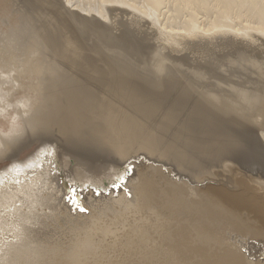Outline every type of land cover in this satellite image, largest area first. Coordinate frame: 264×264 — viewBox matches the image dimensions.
Instances as JSON below:
<instances>
[{
	"label": "bare ground",
	"instance_id": "1",
	"mask_svg": "<svg viewBox=\"0 0 264 264\" xmlns=\"http://www.w3.org/2000/svg\"><path fill=\"white\" fill-rule=\"evenodd\" d=\"M162 1L0 0V264H264V0H166L175 67Z\"/></svg>",
	"mask_w": 264,
	"mask_h": 264
},
{
	"label": "rangeland",
	"instance_id": "2",
	"mask_svg": "<svg viewBox=\"0 0 264 264\" xmlns=\"http://www.w3.org/2000/svg\"><path fill=\"white\" fill-rule=\"evenodd\" d=\"M24 1H25V0H22V2H23L24 5H27L26 3H28V5H27L28 7H29L30 5H31V6L35 5L36 7H35V6H34V7H31V6H30V7L33 8V9H37V8H38L40 11H42V14H43V11H44V12H46V11L50 12V11H52L51 9H49V8H51V7H48V6H50V5H47V4H50L49 2H50V1L52 2V1H54V0H46L47 2H45V1H41V0H38V4H37V2H35L36 0H26V1H27L26 3H25ZM30 1L35 2V3H32V2H30ZM75 1H76V2H79V3L81 2V4H82L84 7H86V6H87L86 3H87L89 0H88V1H87V0H75ZM167 1H168V0H167ZM170 1H171V0H169L168 3H169ZM40 2H41V3H40ZM43 2H45L46 5H43V4H44ZM162 2H163V1H162ZM162 2H161V4H160V6L158 7L159 9H157V12H155V15L158 16V15L160 14V15L158 16V17H160L158 20L162 21L163 24H166V23H167V22H166V21H167V20H166V17H167L170 13L173 14V12H174L173 10H175V9L172 8V7H173L172 4L170 5V3H172V1H171V2L169 3V5H170L169 7L171 8V10L169 11L170 13L167 14V11L169 10V7L167 6L168 4H167L166 0H165L163 3H162ZM31 3H32L33 5H32ZM42 3H43V4H42ZM83 3H85V4H83ZM36 4H37V5H36ZM39 5H40L41 7H40ZM164 5H165V7L167 6L166 8H168V10L165 9V7H161V6H164ZM38 6H39V7H38ZM43 6H45V7H43ZM30 7H29V8H30ZM46 9H47V10H46ZM160 9H161V10H160ZM158 11H159V12L161 11V12L159 13ZM163 11H166V12H164V13L162 14ZM171 11H172V12H171ZM184 12H186V11H184ZM153 13H154V12H153ZM165 13H166L167 15H166ZM178 13H179V14H177V13L175 12L174 15H173V16L176 18V20L174 19V17L172 18V15L169 16L168 21H169L170 23H167V24H169V27H168V28H167V26H168L167 24H166L167 26L165 27V25L163 26V24H161V22L158 21V22H159L158 25L160 24V25H161V26L159 25L160 27L163 26L162 28H160V32H162V31H163V33H164V32H167L166 34H169V32H170V33H174V34H175V35H174V34H170V35H174V36L179 35V36H180V35L182 34L181 32L185 31V33H186L187 26H188V25H186V24H189V23H190L189 25H190L191 27L194 26V27H193V29H194V31H195L194 33H196V34H202V33L207 34V30H208V32H211V30H212V23H210V22L213 21V20H212V14H211V15H210V14H207V15H210V17H211V19H209V17H207V19L210 20V21H208V20L205 19L206 15H205L204 12L198 14L199 17H201V18H203V19L206 20V23H205V20H203V19L201 20V18H199V17H198V19H196V18H197V16H196L195 19H196L197 21H200V23L198 22L199 24L197 23V24L195 25L193 21H192L193 23L191 22L190 18L188 19L189 21L187 20L188 22L183 21V19H184L183 17H184V16H185V20L188 18V17L186 16V15H187L186 13H182V14H184V16H183V15L181 16L180 12H178ZM161 14H162L163 17H161ZM176 14H177V17H176ZM203 14H204L205 17H203ZM179 15H180V16H179ZM213 16L215 17V15H213ZM170 17L174 20L172 26H173L174 24H175V26H173V27H175V28H176V26H179V27H177V28H180V29H178V31L176 30L177 28H176V29L174 28L175 30H173V29H172L173 27L170 26L171 22L173 21ZM178 17H180V19H179ZM186 17H187V18H186ZM214 17H213V18H214ZM161 18H162V19H161ZM163 18H165V19H163ZM167 18H168V17H167ZM181 18H182V19H181ZM177 19H178V20H177ZM195 19H193V20H195ZM214 19H215V18H214ZM163 20H164L165 22H164ZM170 20H172V21H170ZM180 20H181V22H180ZM211 20H212V21H211ZM228 20H229V17H228ZM178 21H179V22H178ZM182 21L185 22L184 24H185L186 26H185L184 24L182 25V23H183ZM197 21H196V22H197ZM207 21H208V23L211 24V29H210V26H209L210 24L208 25ZM148 22H149V20H148ZM148 22H147V23H148ZM175 22H176V23H175ZM177 22L179 23V25L177 24ZM196 22H195V23H196ZM180 23H181V24H180ZM204 24H205L206 26H208V27L206 28V26H205ZM198 25L200 26V28H198V30H197ZM201 25H202L203 27H202ZM180 26H181V27H180ZM182 26H184V27H186V28H184V27H182ZM190 26H189V27H190ZM196 26H197V27H196ZM165 28H166V29H169V30H165ZM170 28H171V29H170ZM195 28H196V30H195ZM189 29H190V28H189ZM179 30H181V31H179ZM197 31H198L199 33H198ZM202 31H204V32H202ZM179 32H180V33H179ZM185 33H184V34H185ZM182 35H183V34H182ZM182 35L180 36V38H181V42H182V40L184 39V38L182 39ZM263 35H264V34H263ZM214 36H215L214 38H212L213 36H212L211 38H207V36H206L207 39L204 38V41H202L203 39H201L200 41H198V39H196V41H195V42H196V45H194V44H191V45L188 44V45H190V46L193 45L195 48H194L193 46L190 47V46H188V45L186 44L185 41H187V42L190 41V40H188V39H184L185 41L183 40L184 43H183V42L181 43L182 46H181V45H178V46H175L176 48L173 47V49H172L171 47H169V48H171L172 50L169 49V48L167 47V51H165V50H166V48H165L164 51L167 52V53H166L167 56H169V58H171V59L165 60V63L168 64V65L171 66V67H175V66H177L180 62L183 61V60H182L183 58H180V57L183 56V57L185 58L187 55H189V56H187V57L189 58V60H188L187 57H186L182 63H185V64L188 65V63L185 62V61L188 60L189 64H192L191 61L194 59L196 64L199 63V64L202 65V61H203V64H204V61L206 60L207 55H206V53L202 54V53H203V50L198 49L197 46H199V47L204 46V43L207 44V42H209L210 40H211V43H213V44L216 46L217 43H218V40H219V42H220V41H222V39L224 38L223 35H222V36H221V35H214ZM219 36L222 37V39H221V38L219 39ZM230 36H231V34H229L228 37L230 38ZM183 37H184V36H183ZM231 37H232V36H231ZM256 37H257V36H256ZM260 37H262V36H259V37H258L259 40L257 39V41H256L258 44L255 43L254 45H252V46H251L252 48L257 47L256 45H258V50H263V48H264V47H263V46H264V39L262 40V38H261V40H260ZM215 38H216V40H215L216 43H214V39H215ZM217 38H218V39H217ZM226 38H227V36H226ZM232 38H233V37H232ZM263 38H264V36H263ZM205 39H206V41H205ZM209 39H210V40H209ZM212 39H213V40H212ZM238 39L241 40L240 37H239ZM195 42H194V43H195ZM198 42H200V43H199L200 45L198 44ZM221 43H222V42H221ZM260 43H261V44H260ZM185 44H186L187 46H183V45H185ZM197 44H198V45H197ZM259 44H260V45H259ZM148 45H149V43H148ZM250 45H251V44H250ZM261 45H262V46H261ZM217 46H218V48H219V45H217ZM254 46H255V47H254ZM259 46H260V47H259ZM178 47H179L180 49H179ZM184 47H187V49H188V53H187V54H186L187 49H186V51H184V50H185ZM220 47L222 48V47H225V46H222V44H221ZM150 48L153 49L152 46H151V47L149 46L148 49L146 48V49H147V54H149V50H152V49H150ZM182 48H183V50H182ZM190 48H192V49L194 48V49L191 50ZM260 48H262V49H260ZM146 49H145V50H146ZM174 49H175V50H174ZM176 49H177V50H176ZM178 49H179V50H178ZM189 49H190V50H189ZM228 49H229V47L227 48L226 51H228ZM168 50H169V51H168ZM164 51L162 50V54H163V57L165 58V57H166V56H165L166 54H165ZM171 51H172V52H171ZM191 51H192V52H191ZM194 51H196V52H195L196 55L199 56L198 59H197V56L195 55ZM229 51H230V49H229ZM229 51H228V52H229ZM168 53H170V54L172 53L171 55H172L174 58H175V55H178V56H179L180 53H181L182 55H180L179 58H177L178 56H176V59H175V60H177V62H175V60H172L173 58L171 57L170 54L168 55ZM184 53L186 54V56H185ZM190 53H191V54H190ZM174 54H175V55H174ZM220 54H221V53H220ZM220 54H219V55H220ZM192 55H193V56L195 55L196 58L193 57ZM201 55H202V56H201ZM205 56H206V57H205ZM190 57H191V58H190ZM200 57H201V58H200ZM202 57H203V58H202ZM204 57H205V58H204ZM165 59H167V57H166ZM180 59H181V60H180ZM186 59H187V60H186ZM202 59H204V60H202ZM190 60H191V61H190ZM194 60H193V61H194ZM198 60H199V61H198ZM201 60H202V61H201ZM171 61H172V62H171ZM173 61H174L175 63H174ZM193 61H192V62H193ZM178 62H179V63H178ZM176 63H178V64L175 65ZM195 63H194V64H195ZM174 65H175V66H174ZM192 65H193V64H192ZM176 68H177V67H176ZM140 162L145 163V165H153V164L150 163L149 161H145V159H144V161H142V160H139V161H132V164L139 165ZM148 162H149V163H148ZM146 163H147V164H146ZM155 166H157V165H155ZM159 166H160V165H159ZM131 167H133V166H131ZM161 169H162V172L167 173V170H165L164 167H162ZM175 179L178 180L176 177L174 178V180H175ZM199 185H201V184H199ZM199 185H198V187H199ZM8 228H9V227H8ZM8 228H6V229L3 228V229H4V232H2V230L0 231V237L4 238L6 241H13V240L11 239V236H13V233H12V232H14V231L16 232V231H17V228H15V230H12L11 227L9 228L10 230H9ZM5 231H6V232H5ZM7 232H8V233H7ZM2 234H3V236H1ZM6 237H7V238H6ZM14 241H15V240H14ZM262 258H264V256H263ZM262 258H261V259H262Z\"/></svg>",
	"mask_w": 264,
	"mask_h": 264
},
{
	"label": "snow or ice",
	"instance_id": "3",
	"mask_svg": "<svg viewBox=\"0 0 264 264\" xmlns=\"http://www.w3.org/2000/svg\"><path fill=\"white\" fill-rule=\"evenodd\" d=\"M49 155H51V153H49ZM5 159H7V149H5ZM8 163L10 164V163H12V161L11 160H8ZM128 172H129V169L125 168L123 175H121L119 173L115 174L112 177V179H111L112 187H114V188L115 187H119L120 184L123 183L124 180L126 179V176H127ZM74 193H75V189L74 188H71L69 190V195L74 194ZM97 195H99V193H97ZM64 198L67 199L68 197H64ZM70 203H73L75 205L76 204V201L75 200H70ZM80 210L81 211H84L83 208H81Z\"/></svg>",
	"mask_w": 264,
	"mask_h": 264
}]
</instances>
